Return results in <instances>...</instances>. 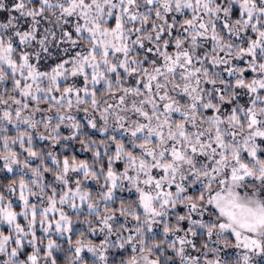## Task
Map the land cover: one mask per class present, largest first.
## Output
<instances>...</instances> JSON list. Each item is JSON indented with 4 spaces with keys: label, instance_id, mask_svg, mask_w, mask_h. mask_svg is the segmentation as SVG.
<instances>
[{
    "label": "snow or ice",
    "instance_id": "snow-or-ice-1",
    "mask_svg": "<svg viewBox=\"0 0 264 264\" xmlns=\"http://www.w3.org/2000/svg\"><path fill=\"white\" fill-rule=\"evenodd\" d=\"M0 264H264V0H0Z\"/></svg>",
    "mask_w": 264,
    "mask_h": 264
}]
</instances>
